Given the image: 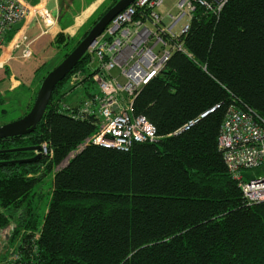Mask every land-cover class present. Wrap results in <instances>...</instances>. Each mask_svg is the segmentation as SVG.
I'll return each mask as SVG.
<instances>
[{"label": "trees", "instance_id": "16d2710c", "mask_svg": "<svg viewBox=\"0 0 264 264\" xmlns=\"http://www.w3.org/2000/svg\"><path fill=\"white\" fill-rule=\"evenodd\" d=\"M116 1L76 36L56 35L62 58ZM182 41L187 53L173 52L133 101L156 141L88 143L70 156L96 129L95 115L63 107L71 73L89 72L88 53L32 132L0 138V150L45 143L50 152L15 163L38 151L0 152V231L15 219L0 260L12 250L23 264H264V201L247 202L217 143L231 107L264 119V0L198 7ZM46 178L42 208L33 198Z\"/></svg>", "mask_w": 264, "mask_h": 264}, {"label": "built area", "instance_id": "2783aa9c", "mask_svg": "<svg viewBox=\"0 0 264 264\" xmlns=\"http://www.w3.org/2000/svg\"><path fill=\"white\" fill-rule=\"evenodd\" d=\"M227 0H177L165 12H159L164 0H134L109 21L88 47L89 72L71 73L66 80L68 94L92 82L89 90L75 105L84 115H95L96 129L77 150L88 143L106 147L128 148L134 142L156 141V129L143 115H134L133 101L141 89L166 66L175 51L187 53L183 37L189 30L196 8L218 13ZM175 8V12L172 11ZM35 16L47 29L56 19L43 2L26 4L20 0H0V68L3 37L17 23ZM12 43L22 58L32 54V40L20 28ZM65 109H71L63 102ZM218 147L233 180L248 203L264 201V119L254 113L231 107L217 137ZM50 153L47 144L41 145ZM259 169L261 175L244 179L243 170ZM0 260V264H23L18 254ZM4 253V252H3Z\"/></svg>", "mask_w": 264, "mask_h": 264}, {"label": "crops", "instance_id": "0c3cea01", "mask_svg": "<svg viewBox=\"0 0 264 264\" xmlns=\"http://www.w3.org/2000/svg\"><path fill=\"white\" fill-rule=\"evenodd\" d=\"M26 4H36L43 1L51 10L55 23L45 28L38 18L31 15L19 28L7 30L3 37L0 68V94L2 92L21 91V100L30 101L35 94L34 78L38 72H43L47 65L55 62L61 51L55 42L56 35L62 33L65 38L77 34L95 11L106 0H20ZM22 29L32 40V56L24 59L12 43L17 30ZM19 84L23 87H19ZM38 89V88H37Z\"/></svg>", "mask_w": 264, "mask_h": 264}, {"label": "water", "instance_id": "95a60500", "mask_svg": "<svg viewBox=\"0 0 264 264\" xmlns=\"http://www.w3.org/2000/svg\"><path fill=\"white\" fill-rule=\"evenodd\" d=\"M133 1L134 0H117L101 15V17L92 25V27L88 30L86 35L77 43V45L60 62L53 66L44 75L37 89L31 108L17 119L0 124V138L23 136L32 132L35 129L45 112L54 87L66 77V75L78 63L81 57L85 53H87L88 47L93 43L96 37L102 33L106 25L115 16V14L123 10ZM21 24L22 22L17 23L15 27L19 28ZM40 148V146H30L5 149L0 150V152L27 150L38 151L37 154L32 158L11 161L12 163L27 162L41 156V153L39 152Z\"/></svg>", "mask_w": 264, "mask_h": 264}, {"label": "rangeland", "instance_id": "374dc122", "mask_svg": "<svg viewBox=\"0 0 264 264\" xmlns=\"http://www.w3.org/2000/svg\"><path fill=\"white\" fill-rule=\"evenodd\" d=\"M177 0H164L163 5L158 9L159 12L163 13L165 12L167 9L171 8ZM109 3L107 2L104 6V8L108 5ZM172 11L175 12V8H172ZM85 25V24H84ZM84 26H82L77 34L80 33V31L82 30ZM76 34V35H77ZM74 35V36H76ZM32 56V54H31ZM30 56V57H31ZM30 57H24V59L30 58ZM62 55L54 62H52L51 64L47 65L46 69L44 71H47L49 69H51L53 66H55L58 62H60L62 60ZM4 71V68L2 69ZM43 71V72H44ZM42 72H38L36 74V77L34 78V84H35V90H37L38 85H39V81H38V74L40 75ZM19 87H23L21 86V84H19ZM96 89L94 87V85L92 84H88L87 82H85L82 87L77 88L76 90H74V94L73 95H69L67 97H65V102L69 105H75L76 102H79L81 99H83V96H87V94L89 93V90H93ZM21 91H16V92H2L1 96H3L5 98L4 103L0 104V124L6 123V122H10L13 121L15 119H17L18 117L22 116L26 111H28V108L30 106H32L33 101H34V96L33 98L28 102V101H22L21 99ZM36 93V91H35ZM261 171L259 169H245L243 170V175H244V179H249L252 177H256L261 175ZM50 181V178H46L43 183L39 184V188H42L43 191H41L42 196L40 198H33L34 201L39 202L40 206L43 208L45 207L46 203H47V198L49 196V194L47 193L48 191V183ZM15 219L12 220V222H14ZM12 222L10 223V225L8 227H6L5 229L0 231V254H2L6 248H4L3 244H6L8 242V237L10 235V230H11V226H12Z\"/></svg>", "mask_w": 264, "mask_h": 264}]
</instances>
